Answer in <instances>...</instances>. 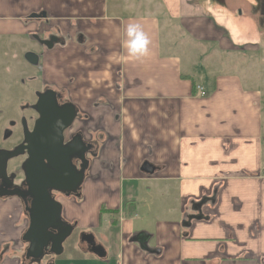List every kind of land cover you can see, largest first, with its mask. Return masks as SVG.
<instances>
[{
  "label": "crops",
  "instance_id": "0c3cea01",
  "mask_svg": "<svg viewBox=\"0 0 264 264\" xmlns=\"http://www.w3.org/2000/svg\"><path fill=\"white\" fill-rule=\"evenodd\" d=\"M132 22L151 40L140 61L122 46ZM0 35L35 41L38 85L95 143L78 195L58 200L106 257L79 241L53 264H264V91L250 66L264 0H0ZM28 224L21 199L0 198V264H43L24 262Z\"/></svg>",
  "mask_w": 264,
  "mask_h": 264
},
{
  "label": "water",
  "instance_id": "95a60500",
  "mask_svg": "<svg viewBox=\"0 0 264 264\" xmlns=\"http://www.w3.org/2000/svg\"><path fill=\"white\" fill-rule=\"evenodd\" d=\"M24 57L31 65L38 62L34 53L28 52ZM37 98L33 108L38 119L32 131L27 129L23 121V142L12 150H0V198H24V193L19 188L11 187L13 177L7 173V163L27 154L23 171L28 186L26 195L32 198V202L31 208L26 209L29 224L22 240L28 244L25 258L35 263L41 262L45 255L58 257L63 253V243L72 234L75 224L62 219L61 203L52 199L50 191L61 192L66 198L78 195L89 166L86 154L91 147V144L83 141L81 134H76L64 144L63 133L72 126L76 118V110L72 104L58 106L54 91L38 94ZM73 159L80 161L79 169L72 163ZM142 171L151 174L154 170L149 164H144ZM80 240L86 242L90 254L98 259H105V249L95 242L92 234H82ZM144 240L145 238H139L142 244Z\"/></svg>",
  "mask_w": 264,
  "mask_h": 264
},
{
  "label": "rangeland",
  "instance_id": "374dc122",
  "mask_svg": "<svg viewBox=\"0 0 264 264\" xmlns=\"http://www.w3.org/2000/svg\"><path fill=\"white\" fill-rule=\"evenodd\" d=\"M259 45L261 49L259 58L256 59L258 62L254 65L249 64L255 67L254 70L262 73L263 92L264 35L261 42L259 41ZM29 51L38 53L35 41L29 37L22 36L19 38L15 35H0V150H9L20 141V126L22 124L20 119L24 116L28 118L30 114L27 111L23 112L22 108L29 106L34 101L38 90L41 89L38 85L42 77L40 61L36 65L29 64L24 57ZM27 125L31 127L30 120ZM75 132H79L76 123L67 131L66 136L69 137ZM23 162L21 156L9 160L7 163L8 175L14 172L15 167L22 165ZM80 233L82 234L78 229L73 230L70 237L63 243L62 255L57 258H69L79 251L77 248L75 249V245L80 240ZM47 257L45 255L43 259L46 260ZM41 263L44 264L45 262Z\"/></svg>",
  "mask_w": 264,
  "mask_h": 264
},
{
  "label": "flooded vegetation",
  "instance_id": "af4514ba",
  "mask_svg": "<svg viewBox=\"0 0 264 264\" xmlns=\"http://www.w3.org/2000/svg\"><path fill=\"white\" fill-rule=\"evenodd\" d=\"M46 91H54L55 92V94H56V101H57V105L58 106H62L63 104L68 103L67 99H65L62 96V93L61 92L56 91L55 89H53L52 87H50L48 85H41V89L38 90V93L35 95L34 101L29 106H25V107L22 108L23 112H26L27 111L30 114H29V117L28 118H26L24 116V117H22L20 119L21 120V123H22L21 126H20L21 139H20V141L16 145H14L9 150L14 149L19 144H21L23 142V140H24V134H23L24 126H23V121H24V124L26 125L27 129L29 131H32V129L34 127V123L38 119V114L35 111V109L33 108V106L37 102V99H38L37 98V95L38 94H41V93H44ZM29 120L32 123L31 127H28V125H27V123H28ZM69 129H71V127L68 128V129H66L64 131V133H63V136H64V144L65 143H68L76 134H80V132H75V133H72L69 137H67L66 136V133H67V131ZM83 141H84V139H83ZM85 143L88 144V142H85ZM90 144H91L90 145L91 147H90L89 151L86 154V158H87V155L88 154L94 153L95 150H96L95 143L94 142H90ZM21 158L25 162V160L27 159V154L24 153L23 155H21ZM72 163L79 169V166H80V161L79 160L73 159ZM15 169L16 170H14V172H12L11 174H9L10 176L13 177V182H12V186L11 187L12 188H19L22 191V193H24V198L21 201L23 203L25 216H26V218H27V220L29 222V213L26 211V209H30L31 208L32 198L30 196L26 195V192L28 190V186L26 184L25 177H24L23 164L20 165V166H16ZM50 195H51L52 199H54L57 202H59V200H58L59 198L65 197L63 193L58 192V191H55V190H51L50 191ZM74 229H75V227H74ZM79 241H81V240H79ZM81 242H82V244H84L88 248V245L86 244V242H84V241H81ZM1 256H2V252L0 253V260H1ZM24 259H25V261H27V263L33 262L31 259H26L25 258V255H24ZM53 260H54V256L49 255L47 257V259L46 260L43 259L42 262H45L44 264H48L49 262H53Z\"/></svg>",
  "mask_w": 264,
  "mask_h": 264
},
{
  "label": "clouds",
  "instance_id": "9594fccd",
  "mask_svg": "<svg viewBox=\"0 0 264 264\" xmlns=\"http://www.w3.org/2000/svg\"><path fill=\"white\" fill-rule=\"evenodd\" d=\"M151 40L139 23H129L124 29L122 46L126 49V58L140 61L150 55Z\"/></svg>",
  "mask_w": 264,
  "mask_h": 264
},
{
  "label": "trees",
  "instance_id": "16d2710c",
  "mask_svg": "<svg viewBox=\"0 0 264 264\" xmlns=\"http://www.w3.org/2000/svg\"><path fill=\"white\" fill-rule=\"evenodd\" d=\"M192 86H193V93L195 91V83L192 81ZM130 206H133V203H126L125 204V214H129V210ZM119 215V211L118 210H107L104 206H101L100 211H99V222L101 223L103 221L104 218L109 217V222L111 223V225H115L116 222L114 220V218L116 216ZM27 263V261H24Z\"/></svg>",
  "mask_w": 264,
  "mask_h": 264
}]
</instances>
